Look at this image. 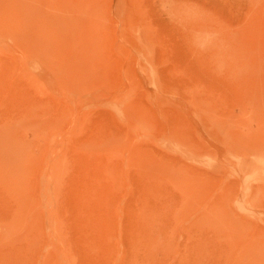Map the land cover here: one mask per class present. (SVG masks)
I'll return each mask as SVG.
<instances>
[{"label": "rangeland", "instance_id": "374dc122", "mask_svg": "<svg viewBox=\"0 0 264 264\" xmlns=\"http://www.w3.org/2000/svg\"><path fill=\"white\" fill-rule=\"evenodd\" d=\"M0 264H264V0H0Z\"/></svg>", "mask_w": 264, "mask_h": 264}]
</instances>
